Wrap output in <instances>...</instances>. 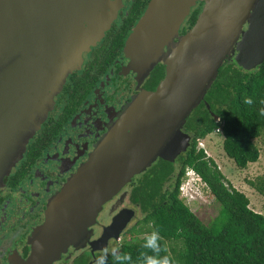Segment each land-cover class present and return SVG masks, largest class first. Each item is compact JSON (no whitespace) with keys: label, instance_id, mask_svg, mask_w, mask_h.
I'll use <instances>...</instances> for the list:
<instances>
[{"label":"water","instance_id":"95a60500","mask_svg":"<svg viewBox=\"0 0 264 264\" xmlns=\"http://www.w3.org/2000/svg\"><path fill=\"white\" fill-rule=\"evenodd\" d=\"M159 2L154 0L135 28L128 49L138 53V61L144 46L153 48L151 53H163L167 46L166 56L156 57L164 62L166 77L155 91L135 98L52 201L48 241L38 264L74 245L104 206L158 158L173 162L188 149L191 138L182 129L228 57L247 71L264 63V0H207L196 25L184 36L178 34L179 25L197 0ZM107 4L0 0V188L53 111L68 76L109 29L113 13L103 8ZM110 7L114 9L111 1ZM165 27L166 34H160ZM133 217L129 209L116 215L95 248L104 249L111 238L119 240Z\"/></svg>","mask_w":264,"mask_h":264},{"label":"flooded vegetation","instance_id":"af4514ba","mask_svg":"<svg viewBox=\"0 0 264 264\" xmlns=\"http://www.w3.org/2000/svg\"><path fill=\"white\" fill-rule=\"evenodd\" d=\"M110 1L117 8L116 20L102 41L84 53L81 67L68 76L53 111L0 188V264H38L48 241L46 225L52 201L87 163L135 98L143 91H155L166 77V66L156 57L166 56L167 46L163 53H151L153 48L144 46L139 55L141 62L135 59L138 53L132 55L128 49L130 36L144 21L154 0ZM205 3L197 0L190 8L179 25V36L193 29ZM225 61L235 62L230 57ZM182 132L191 138V145L193 136L187 125ZM189 148L173 162L158 158L104 206L95 224L88 228L85 241L39 264H80L82 258L85 264H96L102 249L95 246L104 230L120 212L133 210L134 217L119 240L111 238L107 242L109 248L120 246L130 230L142 228L148 216L140 203L132 201L135 187L145 177L163 173L159 172L164 170L163 165L171 163L173 170L163 188L169 199L183 165L182 157Z\"/></svg>","mask_w":264,"mask_h":264},{"label":"trees","instance_id":"16d2710c","mask_svg":"<svg viewBox=\"0 0 264 264\" xmlns=\"http://www.w3.org/2000/svg\"><path fill=\"white\" fill-rule=\"evenodd\" d=\"M245 97L253 99L251 106L243 102ZM262 110L264 63L247 71L236 61H224L203 101L186 120L192 143L182 157L170 198L165 197L163 188L173 170L171 163L163 165L164 170L159 171L163 173L145 177L133 191L132 201L140 203L148 216L142 228L132 229L120 244L122 251L131 254L132 264H140L139 254L145 251L144 237H138L153 230L162 236L161 243L167 247L173 264H264V215L250 208L249 198L234 188L215 160L198 147L199 141L220 129L216 135L224 138L226 156L238 169H246L260 158L255 140L264 132ZM187 168L196 171L219 204V214L209 224L203 223L180 197ZM250 185L264 195V177ZM168 242L181 244L179 249H172L174 256ZM79 263L85 264V259ZM108 264H113L111 256Z\"/></svg>","mask_w":264,"mask_h":264},{"label":"rangeland","instance_id":"374dc122","mask_svg":"<svg viewBox=\"0 0 264 264\" xmlns=\"http://www.w3.org/2000/svg\"><path fill=\"white\" fill-rule=\"evenodd\" d=\"M159 1H162V0H158V2ZM204 1L206 2L205 4H207V0H204ZM158 4H160V2ZM103 8L104 9L106 8V12L113 13L112 15L113 21L110 24V27H109L110 29L111 25L117 18L115 14V10H117V8H115L114 10L113 8L110 7V0H108L107 6ZM165 9L166 7L164 6V9L160 12L165 11ZM109 29L103 30L104 35L100 37V39L96 42V45H94L93 47H96L102 41L106 32ZM165 32H166V27L163 30L161 29L159 31L160 34H166ZM163 55H165V53ZM223 141H224V138L221 135H213L211 139H208L205 141L206 150L211 155L210 158L215 160L219 169L223 172V174L230 181L233 187L236 188L238 191L244 193L249 198L250 208L257 213L264 215V195L260 193L255 187L250 185V183H257L259 179H262L264 177V132L262 133L260 138L255 140L256 145L260 149L259 161L256 163L250 164L246 169H238L236 164L226 156L224 149H223ZM198 145H200V143ZM22 159L18 160L17 162H20ZM13 168L14 166L11 168L10 173L12 172ZM199 196H201V198L197 196L190 201H186L185 199L183 201L191 209V211L195 213L201 221H203V223L209 224V222L213 220L214 218H216L217 215L219 214V210H220L219 204L215 201L209 189L205 186L203 187V190ZM180 197H181V191H180ZM93 225H91L90 227H92ZM136 229L139 230V228H136ZM130 236H133V235H130ZM87 237H88L87 233H85L82 237L78 238L77 242L74 245H79L82 241H85ZM134 237H137V235H134ZM143 237L144 236L140 235V237L138 238H143ZM168 247H169L170 253L174 256L172 249L173 248L179 249L181 247V244L176 243V242H168ZM67 249L68 248H66L64 251L66 252Z\"/></svg>","mask_w":264,"mask_h":264},{"label":"clouds","instance_id":"9594fccd","mask_svg":"<svg viewBox=\"0 0 264 264\" xmlns=\"http://www.w3.org/2000/svg\"><path fill=\"white\" fill-rule=\"evenodd\" d=\"M246 105L251 106L253 104V99L251 97H245L243 101ZM261 115H264V110L261 111ZM198 184L194 181L190 182L189 192L199 196L203 189L200 191ZM162 236L159 231L153 230L144 235V242L142 248L145 251H142L139 254L138 260L140 264H173L172 258L168 253L166 246H163ZM161 253H164L163 255ZM109 256H111L113 264H132V256L130 253L124 252L121 250L119 245L112 247H105L102 249L101 254L96 259V264H108Z\"/></svg>","mask_w":264,"mask_h":264},{"label":"built area","instance_id":"2783aa9c","mask_svg":"<svg viewBox=\"0 0 264 264\" xmlns=\"http://www.w3.org/2000/svg\"><path fill=\"white\" fill-rule=\"evenodd\" d=\"M219 132H220V129H217L215 133L209 134V135H207V137L205 139L199 141V143H200V145L198 146L199 149L205 150V153H206V155L208 157H210L211 155L206 150L205 141L208 140V139H211L213 135H216ZM183 179L184 180H183V182L181 184L180 191H181V198L185 199L186 201H190L193 198L197 197L196 194H193V193L189 192V187H190V182L191 181L196 182L198 184V186H200L199 188H197L198 191L203 189L204 186L206 187V185L203 182L202 178L192 168H187L185 177Z\"/></svg>","mask_w":264,"mask_h":264}]
</instances>
